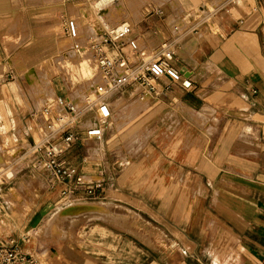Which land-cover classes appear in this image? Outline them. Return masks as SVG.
<instances>
[{"label": "crops", "instance_id": "1", "mask_svg": "<svg viewBox=\"0 0 264 264\" xmlns=\"http://www.w3.org/2000/svg\"><path fill=\"white\" fill-rule=\"evenodd\" d=\"M174 2V7L167 2L156 5L162 7L161 13L143 14L133 33L140 43L146 41L150 46L164 39L172 41V63L180 71L184 69L182 73L191 85L168 83L162 77L158 85L164 90L156 98L165 104L172 94L181 107L187 105L194 111L186 109L180 117H160L157 132L129 163L97 157L88 164L84 158L78 160L81 141L74 144L68 156L80 163L86 175L97 176L100 168L109 169L92 198H66L44 186V192L36 197L42 204H34L19 220L3 191L15 184L20 172L13 180L2 181L0 214L7 216L10 225H3L0 235L18 236L22 249L33 253L37 264H262L264 0ZM200 10L206 13L195 18ZM13 12L8 0H0V21L13 20ZM170 12H174L171 22L188 15L191 23L174 34L167 21ZM179 21L184 24L183 19ZM179 21L173 25L174 31L181 27ZM54 31L55 44L61 49L63 35L58 26ZM30 38L29 31L20 38L22 58L30 57V50L44 44L36 38L27 46L30 50L21 49ZM134 87L115 94L112 108L117 95ZM58 89L46 96L58 93ZM6 94L7 107L13 111L14 102ZM172 109L182 113L178 106ZM201 109L204 111L198 118L206 121L204 128L194 117ZM105 143L109 146L106 139ZM27 168L37 172L31 158ZM70 201L102 202L107 209L86 207L60 214L68 216L66 236L43 237L45 217L52 216L51 221L55 213L51 211ZM109 204L126 209L120 213L123 222L113 221ZM25 231L29 235L19 237ZM153 231L158 232L154 237Z\"/></svg>", "mask_w": 264, "mask_h": 264}, {"label": "rangeland", "instance_id": "2", "mask_svg": "<svg viewBox=\"0 0 264 264\" xmlns=\"http://www.w3.org/2000/svg\"><path fill=\"white\" fill-rule=\"evenodd\" d=\"M96 1L97 0H8L9 7L14 11L12 15L13 20L8 19L0 21V64H2L0 67V181L6 182L10 179L13 180L16 172H20L17 173L14 179L15 184L11 185V187L18 188L19 196H13L9 192L10 188L3 191L4 199L11 206L15 207L16 210L14 214L19 220L22 219L25 211L34 204H42L36 197L43 191V188H45L44 186H46L38 172L35 171L36 173H34L27 168L30 162V155L29 152L24 153V150L27 143L31 141L32 136L35 135V132L33 131V135H24L21 131L23 127L21 117L34 107L37 108L44 97L52 93L55 87L59 88L58 93H64L65 88L62 82V76L68 75L72 80L80 81L77 85L82 84L83 86L76 87L79 90L84 89L86 92L89 91L88 87L93 83L89 78L93 73V63L87 59V55L82 54L77 56L69 51L68 45L72 42V39L66 36L65 22L66 18L77 19V25L82 31V33H80V36H82L80 38L78 37L79 40L77 39V41H85L92 31L93 27L91 21H94V19H89V14V17L86 15L80 16V12L84 13L89 10V8H93L96 5ZM174 1L175 0H111L109 4L102 9L101 7L95 6L96 12L101 15L99 17L100 19L97 18L95 14L92 13V15L95 16L93 17L96 18V21L101 22L100 20H102L106 22L107 19L109 20V16L110 19L113 17L111 14L112 9L115 11L114 13H118V15L122 12L126 14L128 12L129 15H131V23H135L134 25L138 28L139 18L146 13L147 7L159 5L162 2L170 3L171 7H174L177 5V2L175 3ZM160 8L162 7L160 6ZM178 10L181 11L180 8H178ZM89 11L92 12L91 9ZM161 12L154 11L152 13L157 14ZM173 13L174 12L169 13L167 21L174 34H177L181 29L186 28L191 23V20L187 17L188 15H183L181 17L179 16L174 22H171L174 18L172 15ZM205 13V10H200L196 13L195 18H199ZM122 16L125 17L124 15ZM84 18H86L87 21H83L82 19ZM113 19L115 18H112L111 22ZM180 19L184 20V24L183 22L178 24L181 25V27L174 31L173 25ZM96 21H94V23ZM57 26L63 35L61 38H64V40H61V46L63 47L61 49H57L55 44L57 37L55 36L56 31H54V28ZM28 31L31 32V38L21 44V49H26L29 43L36 38L44 44L34 48V50H30V47L27 48V50L31 51V56H24L22 58L20 49L18 48L19 41ZM83 63L87 68L86 71L81 69ZM155 85L159 88L158 83H155ZM133 89H126L115 98L112 118L110 124L104 131L103 137L97 141H91V139H89L90 141H87L86 144L81 141V145H83L81 146L78 160L81 159L80 161H82L84 158V160L88 161V164H92L95 158L98 160L97 157L105 161L106 157H108V160L112 159V161L129 163L131 156L142 149L148 138L157 132L156 129L158 128V119L160 117L163 115H175V117H180L186 113L184 111L186 108L181 107L180 100L176 99L172 94L170 95V100L163 104L158 103L156 98L157 92H150L147 89L141 90L140 87L137 91L136 88ZM6 92H8L16 107L13 111H10L7 107ZM174 106L181 108L182 113H174L172 109ZM205 108L208 109L207 107ZM204 109L199 110V115L194 116L203 128L205 127L204 124L206 121H200L198 117H200V113L204 111ZM88 117L89 116H87V118ZM147 128H150L149 132L145 130ZM209 129L212 128L209 127ZM39 132L40 131L36 133V136L39 135ZM105 139L108 141L109 146L106 145ZM114 147L116 148L113 149ZM94 151H97L98 156L93 155L96 154ZM2 154L4 155L5 161L3 160ZM20 155L23 156L22 159L19 158ZM9 160H12V162L8 163ZM8 170H14L15 173L12 176H7L6 173ZM108 170L109 169L106 168L105 172ZM73 202L82 201H70L66 204ZM60 206L61 204L51 212H55ZM108 209L112 211L113 221H119L121 219L120 213L126 210L122 206L116 207L113 204H109ZM1 214L0 229L5 224L10 225V220H7V216L5 214L1 216ZM46 217L42 227L43 237L48 236L49 238L54 237L55 239L66 236V223L68 222L66 217L68 216H53L51 221L49 220L52 216L48 219H46ZM53 220L54 222H52ZM120 221L123 222L122 220ZM48 223L50 228L47 225ZM156 233L153 231L152 236H156ZM144 236L146 235L144 234ZM169 243H172V241L169 240Z\"/></svg>", "mask_w": 264, "mask_h": 264}, {"label": "built area", "instance_id": "3", "mask_svg": "<svg viewBox=\"0 0 264 264\" xmlns=\"http://www.w3.org/2000/svg\"><path fill=\"white\" fill-rule=\"evenodd\" d=\"M154 11L162 9L151 5L146 13ZM76 20L66 18L65 22L66 36L72 39L69 51L77 56L87 55L92 61L93 73L89 78L93 83L86 92L76 87L83 86L77 85L80 81L62 76L65 92L48 95L37 108L22 115L21 131L24 135L35 132L24 153L29 152L33 167L48 190H57L66 198L80 199L94 197V191L105 182L106 168H100L97 176L86 175L68 152L79 141L103 137L112 118V97L130 85L159 93L164 87L157 88L155 83L162 77H166L168 83L180 81L184 87H189L191 80L172 63L175 50L170 39L150 46L146 41L140 43L131 21L122 20L107 27L94 18L96 23L90 35L80 42L76 40L82 36V31ZM27 235L25 231L19 237ZM17 237L0 235V264H37L34 254L22 249Z\"/></svg>", "mask_w": 264, "mask_h": 264}, {"label": "bare ground", "instance_id": "4", "mask_svg": "<svg viewBox=\"0 0 264 264\" xmlns=\"http://www.w3.org/2000/svg\"><path fill=\"white\" fill-rule=\"evenodd\" d=\"M109 1H111V0H97L96 1V5L95 6H98L99 8L101 7V9L102 8H104V6H106L107 4H109ZM136 5V4H135ZM95 6L92 8L91 7V13H93V14H95V16L97 17V18H99L101 15L100 14H98L97 12H96V10H95ZM112 7V6H111ZM147 8H149V7H147ZM85 10V9H84ZM90 10V9H89ZM124 11V10H123ZM115 11L112 9V11H111V14H112V18H115V19H113V21L111 22V19H110V16H109V20H110V22H109V20L107 19L106 20V22L105 21H102V20H100L102 23H104V25H106L107 27L108 26H111V24H114V23H118V22H120V21H122V20H126V21H130L131 20V15H129V13L127 12V14L125 13V12H122L120 15H118V13H114ZM118 12H119V10H118ZM121 12V11H120ZM116 14V15H115ZM142 14V13H141ZM83 15L85 16H88V13L85 11L84 13H83ZM122 15H124L125 17H123ZM94 16V15H93ZM94 16V17H95ZM133 18V17H132ZM85 19V21H87L86 20V18H84ZM96 19V18H95ZM100 19V18H99ZM98 20V19H97ZM134 20V19H133ZM92 23H91V25H92V27H93V25H95V23H94V21H91ZM132 22V21H131ZM182 23V21H179L177 24H181ZM139 35V34H138ZM78 39V38H77ZM79 40V39H78ZM77 41V40H76ZM51 61V60H50ZM82 67H81V69L83 70V71H86L87 70V68L85 67V64L83 63V65H81ZM33 70V69H32ZM139 87H136V91L137 90H139L138 89ZM151 92V91H150ZM6 94V93H5ZM7 95V94H6ZM7 100L9 101V99H8V97H7ZM187 110H189V111H194V109H192L191 107H189V106H187V105H183ZM13 174V172L12 171H7V173H6V175L7 176H11ZM10 193L13 195V196H17L18 195V190L17 189H15V188H13V187H11L10 188ZM19 196V195H18ZM89 208V209H94V208H99V209H102V210H105V209H107V205L106 204H104V203H102V202H98V203H94V202H91V203H73V204H65V205H63V206H60L58 209H57V211H55V213H54V216L56 217V215H60V214H68V213H72V212H76L77 210H79V209H81V208Z\"/></svg>", "mask_w": 264, "mask_h": 264}, {"label": "water", "instance_id": "5", "mask_svg": "<svg viewBox=\"0 0 264 264\" xmlns=\"http://www.w3.org/2000/svg\"><path fill=\"white\" fill-rule=\"evenodd\" d=\"M87 13L89 14L90 18L94 19V17L92 16V14H91L89 11H88ZM183 70H184V69L182 68V69H181V72H182Z\"/></svg>", "mask_w": 264, "mask_h": 264}]
</instances>
